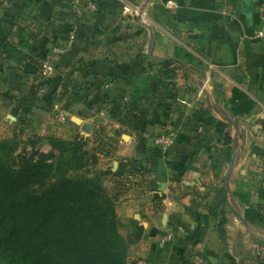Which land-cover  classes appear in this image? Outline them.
<instances>
[{
  "label": "crops",
  "instance_id": "0c3cea01",
  "mask_svg": "<svg viewBox=\"0 0 264 264\" xmlns=\"http://www.w3.org/2000/svg\"><path fill=\"white\" fill-rule=\"evenodd\" d=\"M97 1L78 12L74 0H0L4 131L84 138L93 169L111 172L120 220L144 229L127 264H264V222L244 218L249 204L264 214V0ZM73 26V46L54 55ZM204 108L228 145L194 121ZM188 209L204 219L196 244Z\"/></svg>",
  "mask_w": 264,
  "mask_h": 264
},
{
  "label": "trees",
  "instance_id": "16d2710c",
  "mask_svg": "<svg viewBox=\"0 0 264 264\" xmlns=\"http://www.w3.org/2000/svg\"><path fill=\"white\" fill-rule=\"evenodd\" d=\"M99 5L96 0V10ZM193 119L212 125L230 143L226 124L214 120L208 108L195 111ZM41 144L49 149H37ZM85 144L83 137L32 135L23 140L13 134L0 139V264H127L129 247L144 229L131 218L129 232L121 234L115 195L103 185L111 172L93 169L98 156ZM21 146H29L34 155L17 153ZM257 193L264 200L263 186ZM188 211L195 226L186 241L196 244L204 219ZM261 211L249 204L244 218L264 222Z\"/></svg>",
  "mask_w": 264,
  "mask_h": 264
},
{
  "label": "built area",
  "instance_id": "2783aa9c",
  "mask_svg": "<svg viewBox=\"0 0 264 264\" xmlns=\"http://www.w3.org/2000/svg\"><path fill=\"white\" fill-rule=\"evenodd\" d=\"M74 5L76 7V11L80 12L82 7H85L86 9L90 11L96 10V0H74ZM165 6L168 8H176L178 4L173 0H167L165 2ZM134 13L142 16L143 11H141L139 8H135ZM257 17L260 23V27L255 32V35L257 38H264V1H261L256 8ZM76 40V26H73L69 32L68 38L66 40V43L63 46H56L52 48V52L54 55H60L65 52H67L74 44ZM41 73L44 76H47L51 70L50 67V58L46 57L40 65ZM59 120L61 121L63 119L62 113L58 114ZM174 134H162L155 137V144L166 148L169 145H171L174 142ZM137 264H147L144 260H139Z\"/></svg>",
  "mask_w": 264,
  "mask_h": 264
},
{
  "label": "rangeland",
  "instance_id": "374dc122",
  "mask_svg": "<svg viewBox=\"0 0 264 264\" xmlns=\"http://www.w3.org/2000/svg\"><path fill=\"white\" fill-rule=\"evenodd\" d=\"M6 122V121H5ZM4 122V123H5ZM3 122L0 123V139H3V138H7V137H11L14 133H11V131L13 132V130L8 129L6 131H4V125L7 126L8 128V123H5L4 124ZM28 133L26 134H18L20 136V138H22L23 140L27 139L28 137L32 136V132L30 129L29 131H27ZM46 145L44 144H41V145H37L36 148L41 150V151H45V149H47V147H44ZM17 153H19L20 155L24 156V157H30V156H33L34 154L32 153V151L30 150L29 146H26L25 148L23 146L20 147V149L17 151ZM105 181V179H104ZM104 181H103V185H104ZM108 187H105V189L107 190V192L111 195L114 194V190L110 187V185H107ZM115 198V201H116V197ZM116 204V202H115ZM116 207H117V204H116ZM118 216V215H117ZM119 220H120V217L118 216ZM121 224H120V227H119V231L121 232L122 235H126L129 231V229L131 228V223L128 222L127 224L123 221H121Z\"/></svg>",
  "mask_w": 264,
  "mask_h": 264
},
{
  "label": "water",
  "instance_id": "95a60500",
  "mask_svg": "<svg viewBox=\"0 0 264 264\" xmlns=\"http://www.w3.org/2000/svg\"><path fill=\"white\" fill-rule=\"evenodd\" d=\"M231 166H232V160H231V162H230V168H229V171H228L227 176H226V181H227V179H228V177H229V175H230ZM243 221H244V220H243Z\"/></svg>",
  "mask_w": 264,
  "mask_h": 264
}]
</instances>
